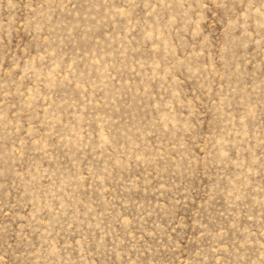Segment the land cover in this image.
Instances as JSON below:
<instances>
[{
  "label": "rangeland",
  "instance_id": "374dc122",
  "mask_svg": "<svg viewBox=\"0 0 264 264\" xmlns=\"http://www.w3.org/2000/svg\"><path fill=\"white\" fill-rule=\"evenodd\" d=\"M0 264H264V0H0Z\"/></svg>",
  "mask_w": 264,
  "mask_h": 264
}]
</instances>
